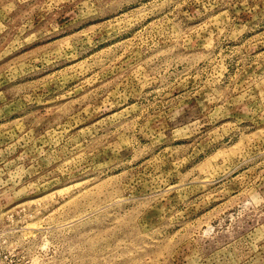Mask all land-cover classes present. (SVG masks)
<instances>
[{
    "label": "rangeland",
    "instance_id": "374dc122",
    "mask_svg": "<svg viewBox=\"0 0 264 264\" xmlns=\"http://www.w3.org/2000/svg\"><path fill=\"white\" fill-rule=\"evenodd\" d=\"M0 264H264V0H0Z\"/></svg>",
    "mask_w": 264,
    "mask_h": 264
}]
</instances>
